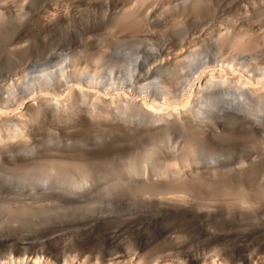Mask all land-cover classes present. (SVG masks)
Returning a JSON list of instances; mask_svg holds the SVG:
<instances>
[{"label":"bare ground","instance_id":"obj_1","mask_svg":"<svg viewBox=\"0 0 264 264\" xmlns=\"http://www.w3.org/2000/svg\"><path fill=\"white\" fill-rule=\"evenodd\" d=\"M2 1L8 2L10 0ZM199 1L207 2L208 0H198L197 2ZM6 2L3 4H6ZM136 2L131 8L129 7L130 9H127L129 11L126 14L123 15L122 10H120L122 13L120 15L116 14L118 15L117 20L114 19L116 20L114 23L111 21L113 25L111 23L110 25L116 28L123 20L125 22L126 20H132L133 22L139 18L141 19V17L143 18L139 6H143L144 0ZM241 2L244 14H246L249 21L254 18L257 12H260L261 6L263 7L264 4V0H241ZM195 4L197 6V3ZM123 11L125 12V10ZM125 22L123 23L125 24ZM233 30L220 34V43H217L219 44L217 46L219 50L215 52L217 53L214 54L215 57L223 58L224 53L220 49L224 51L223 48L225 47L234 54H229L230 57L227 54L232 62L220 66L213 65L215 59L210 61L209 56L203 50L190 53L189 57L187 56L188 59L183 63L171 62L170 65H160L157 68H148L147 60H150L151 56L153 57L151 51H146L147 53L144 52V54L137 52L138 54L134 55L133 53L134 56H137H132L134 58L129 56V59L124 58L125 63L122 65H118V62L115 61L112 64H107L108 62L105 63V61L103 63L100 58H97V61L94 60L96 61L95 68L88 65L87 56L84 57L86 60H83L79 55L82 59L77 58L79 56H75L73 59L66 58L59 64L60 60L59 65L56 63L58 66L54 68L55 65L54 69H50L48 66L37 69L38 74L25 75L18 82H8L1 85L0 166L2 167V163H11L24 167L23 171L25 173L27 170H25V167H32L30 165L34 164L27 156L32 155L36 159L34 154H37L38 151L36 152L34 144L39 136L43 134V139L45 137L44 142L58 144L63 143L64 140L70 141L72 135L85 131L92 134L91 137L87 133L91 138H87L89 140L86 142L83 139L85 144L93 146H97L101 142L99 133L101 132L102 136H105L106 131L109 138L113 136V139L125 137L126 135L128 137L129 135L132 139H134L133 137L140 139L142 136H151L158 137L160 140L159 136L161 138L163 136L176 141L181 137L178 136L179 134L185 133L186 135L188 133L190 138L193 134L195 138L199 134L202 136V140L199 139L200 136H197V138L202 143L199 144L198 142V145L196 142L195 147L197 149L195 147V149H192L197 153L198 147H200L199 150L202 147L203 151L207 149L206 146L212 145L213 142L211 143V141L215 139V136L219 133L221 135L220 131H224L226 128L238 131L246 130L252 134L264 132V65L257 62L258 59L256 60L254 56L257 47H259L257 44L260 43L259 40L261 41L259 37L261 34L258 28L250 23L247 26L240 27L238 31L237 29L236 31ZM238 54L241 56L240 61L238 63L233 62L237 60ZM116 70L119 72L118 75L115 74ZM202 75H205L202 83L197 87L193 85V79ZM178 84L180 85V93L183 92L184 94L179 98L173 95L174 88L178 90ZM177 90L176 92H178ZM9 112H12V115ZM80 135L78 139L81 138ZM83 135L86 136V134ZM185 135L183 134V136ZM175 136L179 138L175 139ZM188 137L186 135L184 139H190ZM123 140L125 141L124 138ZM173 140L170 141L174 143ZM192 141L187 143H192ZM171 142L169 143L171 144ZM185 144L184 142L183 146ZM202 150H200L202 153L198 152L200 156L197 157L193 151L192 156L179 155L181 157H177L178 159H169L170 162L164 159V162L167 160L165 165L161 164L163 162L161 160V163L152 164L151 166L149 163L151 159L149 162L145 161L144 165L142 163L140 165L138 160L137 163L136 159L135 161L133 159V162H129L128 167H125V172L121 171L118 177H115L116 180L111 178L110 180L113 181H110L111 183L108 186L106 184V192L110 200H107V205L104 208H94L93 211L86 212L85 215H82L83 213L75 216L69 215L68 218L64 216L63 219L58 216V218H51L52 216L47 218L44 212L51 214V210L41 211L40 213L36 209L40 213L38 215L45 214V216L42 214L43 216L40 217V222L33 221V217L36 216L34 219H38L35 208H37L36 205L42 203L41 200H44V202L48 200L47 205L49 207L53 203L59 207H65L78 206V204L92 199L96 191V184L98 185L97 179L99 176L98 173L96 174L95 163L92 162V164V160L87 162L86 159L88 158L85 159L86 162L74 159L76 162L73 164V161L71 165L72 167L75 166L74 172L73 170H66L67 167H65L64 161V163L62 161L59 164L56 163L58 166L53 162L51 164L49 162L48 169L45 168L47 173L45 175H43L44 173L38 174L37 180H35V177L34 179L29 177L36 167L31 169L30 174L26 172L29 174L28 178H31L28 182L27 177L25 182L21 181L25 179L21 176L22 179L19 180L20 173H17L16 179L12 177L15 180L12 178L7 179L6 175L3 174L4 180L1 178L2 176L0 177V201L2 202L0 212L2 214L3 212L4 214L10 212L12 218L9 216L4 219L7 214H10L7 213L5 216L3 215L4 217L2 216L3 219H0L2 220L0 225H3L0 227V264H156L148 259L146 260L141 255L135 257L125 254L113 256L112 254H102L100 252L84 255L82 253L83 249H79V251L68 250V253L57 249L50 250L47 244L50 245L56 239H51V236H49L50 238L35 243L32 237L25 236V234L39 231V234L43 236L40 232H44L46 229L51 230L53 226H55V229L60 227L62 231L70 228L74 230L75 228L77 229L75 231L84 232L93 227L92 224L95 220H99L98 222L109 221L115 217V213L120 218L126 219H130L132 216L154 219L163 215L197 225L212 224L215 219L221 218L223 215L229 216L230 211L221 209L205 210L195 204L197 198L205 190L202 186L219 183L216 175H219V172L223 174L222 171H226V167H228L222 158H215L214 154L208 153V149L204 152ZM155 154L157 155V153ZM33 158L30 157V159ZM37 161L38 163L42 162V165L44 164V161ZM37 161L35 160V164ZM35 164L33 166H36ZM6 165L3 166V169L9 170V165H7L9 169ZM29 167L27 171H29ZM15 168L17 167L15 166ZM243 170V168H239L225 172V175L229 172L231 174L230 177L227 174L228 176L225 179L232 180V183L240 185L244 190L245 195L238 199L242 203L248 201L247 198L253 195V189L247 185V182L244 183V180L243 183L234 182L235 180L242 181L240 179L242 177H238ZM19 171H22V168ZM14 172L13 174H15ZM9 173L11 174V172ZM203 174H209L211 177L208 178V175V177H204ZM12 176H16V174ZM32 176H34L33 173ZM208 179L209 181H207ZM241 193L243 192L238 194ZM123 195H128L132 202L126 207H123L120 202ZM202 195L199 198H203ZM23 201L27 204L25 203L23 207H20L18 203L22 205ZM4 203L7 204L3 206ZM112 204H117L119 209L116 210L111 207ZM30 212L31 214H29ZM27 213L33 216L31 217L32 221L30 218V220L27 219L29 217ZM240 213L249 215V212H243L242 210ZM23 214L28 215L27 218ZM14 217H19L23 221L26 218L27 222L20 227L18 223L21 224L23 221H19L17 226L20 228L16 229V225L9 223L10 219H12L10 222L15 220ZM19 218L18 220H21ZM15 221L17 222V220ZM9 224L13 226V229L9 228L11 226ZM52 231L54 232L53 228ZM54 234L53 236H55ZM80 234L89 239H70L76 241L77 247L84 248L89 241H94V239H91L93 234ZM8 253L10 254L8 255ZM255 260L253 255H248L241 261L224 257L219 260L211 257L195 258L188 256L187 258L180 257L175 262L166 264H264V262L257 263ZM262 260L264 261V258Z\"/></svg>","mask_w":264,"mask_h":264},{"label":"rangeland","instance_id":"obj_2","mask_svg":"<svg viewBox=\"0 0 264 264\" xmlns=\"http://www.w3.org/2000/svg\"><path fill=\"white\" fill-rule=\"evenodd\" d=\"M0 1V86L8 82H18V80H22L25 75L31 76L33 73L38 74L39 71H37V69L46 68L47 66L50 69H54L62 63L64 59H73L75 56L79 55L83 60H86L84 57L87 56L86 61L87 63L89 62L88 65L94 66L93 68H95L97 58H100L103 63L105 61V63L108 62L107 64H112L115 61L118 62V65H122L125 63L124 58L129 59V56L132 57L138 53L144 54L146 51H151L153 57L151 56V58H149L150 60H147L148 68H157L160 65H170L175 62L183 63L188 59L187 56L190 55V53L196 50H203L209 56L210 61H214L215 59L213 65L220 66L221 64L232 62L229 57L233 54L225 47L223 50L225 49L224 51H227L226 53L220 49V51L224 53L223 58L215 57L217 54L215 52L219 50V47H217L219 44L217 43H220V34L232 31L234 28L233 31H236V29L238 31L240 27L247 26L248 23L253 24L260 31L259 33L261 36L259 37L261 41L259 40L260 43L257 44L259 47L255 45L257 50L254 56L256 60L258 59L257 62L264 65V4L263 7L261 6L262 9L260 12H257L255 16L251 12L254 18L249 21L247 20L246 14H244L241 0H208L207 2H197L198 0H146L145 2L144 0L143 6H139L140 11H142L139 12L143 14V18L140 14V20L138 19L133 22L132 20H126V22L123 20L121 24H119L120 26L118 25L115 28L112 27V25L117 20L116 17L122 12L123 15L126 14L129 11L127 9H130L138 0ZM190 1L193 2L191 3ZM4 2H6V4H3ZM195 3H197V6ZM120 10H122V12ZM123 10H125V12ZM112 18L113 20H111ZM123 22H125V24ZM110 23L112 25H110ZM228 50L230 53H228ZM80 56L77 58L82 59ZM212 56L213 58L211 59ZM240 57V54H238L237 60L233 62L238 63ZM119 59L120 61H118ZM60 60L61 62H59ZM56 63L58 65H56ZM116 71L115 74L118 75L119 72ZM204 77L205 75L195 77L193 79L194 84H192L197 87L202 83ZM179 87L180 85L178 84V90L174 88L173 91V95L177 98L184 95L183 92L180 93ZM176 90L178 92H176ZM9 114L12 115V112H9ZM226 129L220 131L221 135L219 133V135L215 136L217 141L213 139L214 141H211V143L213 142L212 145H209L210 147L206 146L208 150H205L210 154H214L215 158H222L226 166H228L226 167V171L243 168L242 174L238 177H242L240 178L242 181L235 180L234 182L243 183V180L244 183L247 182V185L251 186L253 189V195L251 194L252 196L250 195L251 197L247 198L248 201L244 203L238 200L245 195L244 190L240 185L232 183V180L229 181L230 179H225L228 175L230 177L231 174L229 172V174L226 173L225 175L226 171L224 170L222 173L224 172L223 174L225 176L220 172L218 174L221 177L216 175L218 176L216 179L219 180V183L205 184L202 186L205 189V193L203 191L202 194L204 195L201 194L203 198H199L200 195L195 204L203 207L205 210L221 209L230 211L231 214L229 216L223 215L221 218L215 219L212 224L197 225L186 223V221H178L163 215L154 219L142 216H132V218L126 219L120 218L119 215L115 213V217L109 221L98 222L99 220H95L92 224L93 227L88 231L79 232V230L75 231L77 230L75 228L74 230L70 228L71 231H69L70 229H66L68 232L65 233V229L62 231L60 227H56L57 229H55V226H53L54 232L51 227V230L46 229L44 232H40L44 237L39 234V231L36 233H27L25 236L32 237L35 243H40L43 239H47L51 236V239L56 240L50 245L47 244L50 250L57 249L58 251H65V253H68V250L79 251V249H83L82 253L84 255H90L92 252H100L102 254L108 253L113 256L125 254L130 257H135L141 255L144 256L146 260L148 259L156 264L172 263L180 259V257L187 258L188 256L195 258L211 257L212 259L219 260H222L224 257L241 261V259L246 258L248 255L255 256V261H257V263H263L264 132L252 134L246 130L238 131L231 128ZM84 132L85 131L82 133L79 132L77 135H72V140L75 141L70 140V142L69 140H64L62 141L63 143H58L59 146L58 144L47 143V141L44 142L45 137L44 139L42 137L44 134L39 136V139L34 144L39 157L37 154H34L36 159L33 158L32 155L30 157L33 159H30L29 156H27V158L32 160L34 164L35 160H39L40 162L44 161V164L42 165V162L38 163L37 161L35 164L36 166H33L34 164L30 165L32 167L28 166L30 168L29 171H27L28 167L26 166L27 168L25 167V170H27L25 173L29 172V174L33 167L36 168L32 170L33 172H31L30 176L28 173H26L27 176H25L26 174L23 171L24 167L11 163H2V167L0 166V177L4 174L7 179L12 177L16 179L18 176L17 173H20L18 178H20L19 180L22 179L21 177L25 178L21 180L23 182H25L28 176L32 177V179L35 177V180H37L36 177H39L38 174L44 173L43 175H45V173H47L46 170L48 169L49 162L50 164L52 162L53 164H59V162L61 163V161H64V165L67 167L66 170L74 171L75 166H71L74 159L85 162L86 160L87 162L88 160H92L91 163H95L96 174L98 173L99 175L97 179L98 185L96 184V191L92 199H88L86 202L78 204V206L65 207H59L54 203H49L51 206L49 207V205H47L48 200L45 202L41 200L42 203H39L40 201L37 202L41 206H38L39 204L36 205L37 208H35V210L38 209L40 213L41 211L51 210V214L44 212L47 218L52 216L51 218L59 217L63 219L64 216L68 218L69 215L75 216L82 213V215H85L86 212L93 211L94 208H104L109 199V195L106 192V184L108 186V184L111 183L110 181L116 180L115 177H118L121 171L125 172V167H128V163L133 159L134 161L136 159L137 163L139 161L138 164L140 165L141 163H145V161L149 162L150 159L151 161L149 163L151 166L152 164L156 165L161 163V160H163L161 164L165 165L169 159H176L183 155L186 156V154L192 156V152L194 151L192 149L196 148L195 146L198 142L199 144L202 143L197 138V136H200L199 139L202 140V136L197 133V135L195 134L197 139L194 134L190 138L188 137V133H186L188 138L192 140L194 138L196 139V141L195 139L193 140L194 142L188 139L192 141V143H187L189 141L187 138L184 139V137H186L185 133H183L185 136H183L182 133V135H178L179 137L183 136V138L175 136V139H180L176 141L164 138L163 136L162 138H164V140H162L161 136H159L160 140L158 137L155 138L151 136H142L140 139L138 137H133L134 139H132L129 135L128 137L127 135L125 137H117L116 139L114 138V140L113 136L111 137L110 135L112 141L107 134L108 132L106 131V133L104 131V135H107L108 139L107 136L103 139L105 136H102L100 132L99 135L101 136H98L101 137L100 141H103V143L100 142V145L93 146L85 144V142L92 137V134ZM87 133L91 136L90 138ZM83 134H86L87 137ZM79 135L81 141L78 139ZM87 138L89 139L87 140ZM170 140L175 141L174 143L176 144L174 145ZM184 142L186 143L185 146H183ZM199 148L200 147H198V150ZM198 150L197 153L194 151L196 157L200 156V153H202L200 152L202 147L199 151ZM173 151L175 152L173 153ZM155 153H157V155ZM176 153L178 154L177 156ZM164 159H167L166 162H164ZM170 160L168 162H170ZM75 162L76 161H74L73 164H75ZM66 163L70 166H67ZM4 164L9 165L10 169L6 165L9 170L5 169V171L3 169L5 167ZM200 165L204 166L202 163H200ZM15 166L17 168L14 169ZM21 168L22 171H19ZM11 169L13 170L11 171ZM8 171L11 172V174ZM13 172L16 176H12L15 175ZM32 173L34 176H32ZM35 173L37 174L36 176ZM203 175H205L204 177L207 175L209 176V174ZM210 177L211 176L208 178ZM214 177H212V179L215 181L216 179ZM1 178L4 180L3 176ZM111 178H113V180H110ZM29 179L31 180V178H28L27 182L30 181ZM212 179L210 180L212 181ZM207 181H209V179ZM114 183L116 182L114 181ZM215 190L217 192L216 194ZM237 190L239 191L237 192ZM240 192L243 193L239 195L238 193ZM120 202L123 207L132 203L128 195L121 196ZM1 203L0 201V205ZM22 203V205L18 203L20 207H23L25 203L27 204V202L24 201ZM6 204L7 203H4L3 206ZM111 207H114L116 210L119 209L117 208V204H112ZM241 210L243 212H249V215L241 214ZM36 211L35 213L38 219H34L36 216L33 217L29 215L31 212L29 214L27 213L29 215L28 218V215L25 216L26 213L23 215L27 219L33 217V221L36 220V222H40V217L43 215L45 216V214L42 213L43 215H38L40 213ZM7 213L10 212H6L5 214L4 212L3 214L0 212V219H3ZM11 215L12 213L9 215L7 214L4 219L9 216L11 217ZM14 218L17 222L15 220L10 222L12 219L9 221V223L14 224V226H17L19 221H23L21 219L22 217ZM18 218L21 220H18ZM26 218L24 219L23 217V223H18L20 227L27 222ZM2 226L3 225H0V227ZM11 226H9V228L13 229V226ZM20 227L17 226L16 229ZM80 233L93 234V238L91 239H94V241H89L84 248L77 247L76 241H71L70 239H89L85 235L82 236ZM45 234L48 235L46 236ZM53 234L55 236H53ZM9 254L10 253H8V255Z\"/></svg>","mask_w":264,"mask_h":264}]
</instances>
